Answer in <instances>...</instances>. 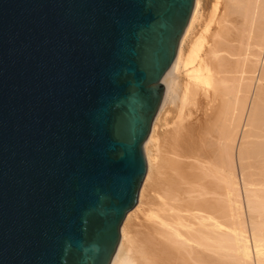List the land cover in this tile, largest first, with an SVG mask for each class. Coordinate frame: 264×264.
<instances>
[{"label": "water", "instance_id": "95a60500", "mask_svg": "<svg viewBox=\"0 0 264 264\" xmlns=\"http://www.w3.org/2000/svg\"><path fill=\"white\" fill-rule=\"evenodd\" d=\"M196 0H0V264H111Z\"/></svg>", "mask_w": 264, "mask_h": 264}, {"label": "bare ground", "instance_id": "6f19581e", "mask_svg": "<svg viewBox=\"0 0 264 264\" xmlns=\"http://www.w3.org/2000/svg\"><path fill=\"white\" fill-rule=\"evenodd\" d=\"M214 6L206 43L205 31L197 33L203 3L195 1L163 78L144 144L147 174L111 264H264V0Z\"/></svg>", "mask_w": 264, "mask_h": 264}, {"label": "rangeland", "instance_id": "374dc122", "mask_svg": "<svg viewBox=\"0 0 264 264\" xmlns=\"http://www.w3.org/2000/svg\"><path fill=\"white\" fill-rule=\"evenodd\" d=\"M202 3H203V10H202V13H201V17H200V20L198 22V26H197V33L200 35L202 34L204 31H205V26L207 24V22H210V20L213 18V15L215 14V6H214V0H202ZM221 10V8H220ZM219 12V10L217 11ZM213 32V31H212ZM205 34V37H206V43L207 41L210 39V31L207 32L205 31L204 32ZM180 83L182 84L184 82V78L183 76L180 77ZM166 87V85H165ZM178 99H175L174 96H172L168 103H167V107L168 109L170 110V113H169V116L170 118L176 113V108H178ZM173 119V117H172ZM176 120V119H174ZM174 120H170V126H173L174 125ZM164 128V125L161 127V129ZM144 153H145V156H146V160H147V155H146V151L144 149ZM147 165H148V161H147ZM236 173H237V177L239 179V183H240V187H241V190H242V193H243V196H244V180H243V173H242V170H241V167L239 165V163L237 162V165H236ZM145 181V179H144ZM144 181L142 183V186L144 184ZM141 186V188H142ZM141 190V189H140ZM139 198H140V195H139ZM138 202H139V199H138ZM244 203H245V200H244ZM245 207H244V215H243V219L246 221V224H247V228H248V231L250 232L251 234V220H250V212L246 206V203L244 204ZM240 219V218H239ZM237 219V221L239 220ZM233 264H236V262H234Z\"/></svg>", "mask_w": 264, "mask_h": 264}]
</instances>
